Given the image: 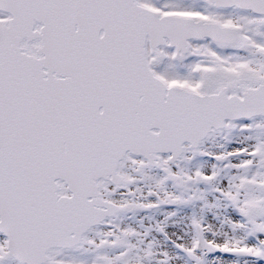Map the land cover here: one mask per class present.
Masks as SVG:
<instances>
[{
  "label": "snow or ice",
  "instance_id": "obj_1",
  "mask_svg": "<svg viewBox=\"0 0 264 264\" xmlns=\"http://www.w3.org/2000/svg\"><path fill=\"white\" fill-rule=\"evenodd\" d=\"M0 264H264V0H0Z\"/></svg>",
  "mask_w": 264,
  "mask_h": 264
}]
</instances>
